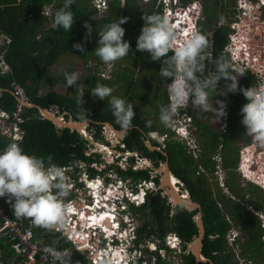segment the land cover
<instances>
[{
  "label": "trees",
  "instance_id": "16d2710c",
  "mask_svg": "<svg viewBox=\"0 0 264 264\" xmlns=\"http://www.w3.org/2000/svg\"><path fill=\"white\" fill-rule=\"evenodd\" d=\"M21 1L23 2L20 3V0H0V31L11 39V43L5 55V61L11 69V76L9 74L0 75V111L9 113L13 109L14 100L8 90L9 82L13 79L24 88L30 104L34 106L41 109L57 107L59 112L69 113L73 117H76L78 121L86 117L94 118L96 115L94 111L80 106L67 95H61L56 92L40 95L39 90L41 87L42 67L54 65L58 58L63 55L62 52L69 53V51L77 52L82 60L89 58L88 56L91 55L97 61L98 65H106L99 60L90 46L96 48L97 40L99 39L97 33H99L106 24L118 19L125 20V23H123L121 27L125 30L129 29L132 34V37L123 38L129 42V54L122 59L127 61L130 67L125 68L120 76L116 75V72H113V78L118 80L116 83L119 87L126 88V93L122 97L123 99H132L148 105L154 104L155 100L152 98L147 99L136 92L137 86L133 83V76L135 72L140 71L153 72L159 75L158 72L162 64L160 61H153L149 53L138 52L135 48L136 39L143 26L142 18L153 14L163 15L162 5H157L156 1H153L141 9L137 6L135 0H124L123 6L120 0H111L110 3H107L105 14L97 20L95 8L91 4L92 0H74L71 10L75 22L71 26L70 31L65 32L63 30L54 29L53 26L45 30L41 21L42 19L38 15V10L44 5L52 4L53 0ZM25 1H28V3L23 4ZM54 2V11L58 10L63 5V0H54ZM179 3L182 7H185L189 4V1L179 0ZM156 5L157 7H155ZM218 6L219 4L217 5L215 2L212 7L216 9ZM53 17L54 13L50 19L52 25ZM133 20L134 23L132 27H130L129 24ZM85 22L93 28L91 35L87 34V29L84 27ZM207 22L208 21L200 19L196 23L197 32L204 34L208 40L209 46L203 53L206 70L213 67L211 64L218 57L223 56L229 61L228 56L224 52V48L228 46V36L230 34L227 26H221L215 29L214 26L208 25ZM212 22L213 19H211V23ZM39 37L42 38L39 39ZM76 43L82 45L84 49L83 52L73 48V45ZM96 77L97 76L92 74L85 78L87 88L95 87L98 79V77ZM159 77L164 84L171 82L170 79L168 81L160 75ZM99 81L102 85H109L108 81ZM224 85V80H221L217 83V88L222 91ZM250 86L254 87L252 77H238V89L240 87L248 88ZM126 95L128 97H126ZM210 95L211 98H213L215 96L214 91H212ZM226 96L231 99L232 105L229 109L231 117L228 120V127L225 132L218 130V128L215 131H211V128L209 129L207 125H198V132L202 131V137L208 134V137H206L208 138V143L204 146L201 144L204 160L200 161L199 165L211 174L216 173V167L219 166L222 172L229 176L225 179V185L229 193L236 199H239L241 194L237 188L238 184L232 180V171L235 170L237 165L238 150L233 147L232 142L235 139H242V141L249 144L252 138L245 133V126L237 125L233 122V118L242 117L240 109L247 100L239 90H237L236 93H227ZM94 99L100 101L98 98ZM105 106L109 109L107 114L112 118L110 105L105 104ZM133 124L135 126L139 124L143 127L142 121L135 116L133 117L131 125ZM217 124L218 122L216 125ZM152 125L154 124L147 125L148 128L144 130V132L147 133L156 130V127ZM19 127L24 133L22 142L19 143V146L25 153L35 155L41 160L51 158L53 161L54 159H61L65 162L64 158L67 157L66 152L70 147L64 145V143L77 140V138H73V136L67 132H62V135L58 136L59 132L55 130V127L50 122L40 119L36 109L25 110L23 123L20 124ZM140 131L142 130L135 129L130 131L129 134L137 136L140 134ZM137 143L140 142L137 141ZM6 144L7 141L0 136V151L5 148ZM152 144L155 146L154 143ZM203 144H205V142H203ZM140 146L143 148L142 144H140ZM165 147L167 148L165 153L171 173L174 177L189 185L191 189L194 191L196 190L198 202L202 205V219L205 229V237L202 242L203 252H206L205 254L207 256L211 255V261L214 264H236L232 261V255L226 253L224 236L230 227L225 220L226 215L228 218L237 221L235 224L233 223V225L238 229L241 237L246 238L241 246V251L245 256H248V253H250L252 257H255L260 249V244H262L260 238L263 234L258 217L246 211L238 201L236 202L231 199L217 196V202H220L222 208L225 210V215H223L217 208L216 201L212 199L211 192L207 193V191L201 189L205 186V189L209 190L206 185V179L202 176L203 174H199L193 178L191 177L196 173L195 164L197 163H192L191 159L185 156L183 147L179 143L175 141L166 142ZM127 148L129 149L130 145L127 146ZM154 154L162 161L164 160L159 154ZM217 157L219 158V162H217ZM60 165H64V163ZM247 187L253 189L250 184H248ZM162 207L163 206L157 201L151 200L150 210L152 215H156L158 211H161ZM179 209L180 212H177ZM179 209L174 211L173 219L177 221V227L174 231L178 233L180 239L188 242L191 236L196 234L197 230L191 220L192 213H187L183 208ZM260 257H264V255L261 254Z\"/></svg>",
  "mask_w": 264,
  "mask_h": 264
},
{
  "label": "clouds",
  "instance_id": "9594fccd",
  "mask_svg": "<svg viewBox=\"0 0 264 264\" xmlns=\"http://www.w3.org/2000/svg\"><path fill=\"white\" fill-rule=\"evenodd\" d=\"M94 1L96 0H92L91 3L93 6ZM100 1L104 2V5L101 7V14L104 15L107 10V3H110L111 0ZM153 1H156L157 5H162V9L168 11L169 13H171V11L167 10L166 7L171 9L173 6L176 7L177 11H175L174 14L175 18L179 19L174 20L172 23L174 18L168 20L167 16L156 14L148 15L147 17L142 18L143 26L136 39L135 50L138 52H147L153 61H160L162 66L158 72L159 75L166 78L168 81L169 79L171 80V82L166 83V101L168 102V105L166 107H162L159 113L161 127L163 128L164 126H167L170 131L168 132V135L163 134V130L156 126V130L153 132H147L151 142L153 141L155 146L160 148L159 144L170 136L183 148L197 154V151L202 150V147L196 140L197 134L195 133V120L199 116L206 117V112L209 109L216 114L217 120L220 117L226 116V114H230L229 109L232 104H227L226 108L223 101H216V93L218 89L220 92L217 93V95H223L225 98L227 97V93H236L237 90H239V92L245 97L247 102L240 109L242 114L241 124L245 126V133L250 136L255 143L264 146V77L263 83L260 85L262 79H259L258 76L253 73V71L257 68L251 66L248 69L246 67H242L243 64H240V61L245 58V54L247 53L240 49L239 52L237 51V56L236 53L230 50V38L233 33L230 32L228 36V46L224 48V52L228 56L229 61L223 56L218 57L211 64L213 67L206 70L204 66L205 60L203 53L209 45L206 36L197 32L196 23L198 20L196 19L194 21V24L191 25L190 29L186 30L184 28L188 20V12L191 9L189 6L192 4V1L188 0L189 4L182 7L179 0H143V2H146L145 4H149ZM242 1L246 3L248 1L249 3H253L249 5L251 7L248 11L249 15L256 12L258 10L256 7L258 6L262 7L264 12V0ZM54 3L55 2L53 0L52 4L44 5L38 10V15L42 19L41 21L43 26L44 21H47L51 24L50 28L53 26L54 29L69 32L71 26L75 22V18L71 10L74 0H63L62 7L56 10L55 13L53 6ZM53 13L54 17L52 25L50 19L52 18ZM233 14V19H235V8ZM181 16H185L184 19ZM123 23H125L124 19H118L106 24L104 28L97 33L99 39L97 40V47L94 49V53L101 62L106 64L101 66L99 72L96 73L99 80L110 81L113 79V67L110 64L129 54V42L123 39L125 33V29L121 27ZM187 25L189 26L190 24L187 23ZM84 27L87 29V34L91 35L93 28L88 25L87 22H85ZM48 29L49 28L46 30ZM174 29L177 30V33ZM255 33L258 35V32ZM179 36L186 38L183 41L177 42ZM10 43L11 39L7 35L0 33V52L5 51L4 60ZM260 46L261 43L259 42V47ZM73 48L81 52L84 51L82 45L79 43L74 44ZM254 52L255 51L251 54L252 57ZM259 64L261 63L259 62ZM244 76H250L253 80L257 79V81H259V85L254 84V87H240L238 89V77ZM65 80L68 86L79 87V84H77L78 78L76 73L67 75ZM221 80H224L225 82L224 89L222 91L217 88V83ZM113 91V88L97 83L90 92L94 98H98L101 101H104V99L108 97V102L102 103L106 109V113L109 109L105 106V104L110 105L115 123L123 129H128L131 127L133 117L135 116V110L133 111V106L129 103L133 100L123 99V96L120 98L112 95ZM212 91H215L216 93L214 92L215 96L211 98L210 101V92ZM82 94L83 93H81V96ZM164 97V94H159L158 99L162 101ZM155 101H157V99H155ZM212 101H214L215 106L218 105L219 107L213 108ZM134 102L140 103V101L135 100ZM154 104L152 107L156 108V106L161 103L157 101L156 105ZM28 105H32L30 104L29 99L25 110L28 109ZM201 109L207 111L202 112ZM90 111L97 112L95 117H86L85 120L89 119L93 121L92 123H97L100 120V112H98L100 110ZM61 114L65 115V112L58 111V116ZM23 115L21 117L22 122L20 124L23 123ZM82 122H85V125L87 124V121L82 120L77 123ZM19 125L18 135L22 138L23 131L20 129ZM8 127L9 126L5 123V120L0 117V136L7 141L5 148L0 151V198H6V202H8L10 208L13 210L14 217L17 219L29 218L34 225L46 229L62 227L65 223L66 213L68 210V205L64 202V198L69 194L67 186L68 178L65 175L66 169L56 165L45 166V163H43L39 157L25 153L19 146L18 141L20 138L16 140V143L10 142L6 138L5 134H3V128L5 129ZM84 127L85 126H83V128ZM83 128H79L78 132L82 131ZM159 134L161 135L159 136ZM156 136H159V140ZM217 162H219L218 157ZM255 162L256 165H259L262 176L259 180H256L255 186L252 185L251 182L247 184H250L254 190L258 188L264 190V169L261 170V167L264 168V153L261 154L260 157H257ZM250 163L251 164L249 166L254 165L252 160ZM217 170L220 171L219 166L217 167ZM237 171H239L242 178H245V176L251 177L248 167L238 165ZM172 176L174 175L172 174ZM213 195L214 197H212V199L217 200L215 197L216 194L213 193ZM217 196L226 199L228 197L224 194L221 195L220 193H218ZM217 204L219 208L222 209L220 202H217ZM195 211L196 210L187 211V213H194ZM195 218L196 216H194L192 220L193 223ZM225 220L230 226L225 238L229 241L230 248L235 249L238 246L241 235L230 220L227 218H225ZM262 222L264 223V220H262ZM201 224H203V221H201ZM173 242L175 245H168L166 243L165 245L168 250L169 248L172 249V256L169 257V260L175 261L177 257L181 256L183 248L181 247L180 240L178 238H173ZM5 251L12 252L9 249V245H6ZM12 253V260H16L14 251Z\"/></svg>",
  "mask_w": 264,
  "mask_h": 264
},
{
  "label": "flooded vegetation",
  "instance_id": "af4514ba",
  "mask_svg": "<svg viewBox=\"0 0 264 264\" xmlns=\"http://www.w3.org/2000/svg\"><path fill=\"white\" fill-rule=\"evenodd\" d=\"M123 93H126L125 87ZM126 97L128 96L126 95ZM226 99L232 104L228 96ZM217 100L221 101L220 95L216 93ZM146 106L151 110L155 109L152 105L147 104ZM134 113L135 117L142 121L143 127L139 124L136 126L133 124L130 128L123 129L115 123L113 116L111 118L106 111H101L100 120L97 123L83 119L82 121H87V124L80 132L74 128H55L59 132L58 136H61L62 132H67L73 138H77V140L64 143L70 147L66 152L67 157L64 158L65 165L61 166L67 171L65 175L68 178L67 186L69 189V194L64 198V202L75 210H81L83 212L82 217L90 224H100L97 231V249H107L105 243L110 244L113 250L120 249L121 243L124 245L123 248L127 249L131 243L130 257L125 258L129 264H140V262L145 264H214L211 261V255L207 256L206 252H203L202 243L198 258L191 253V250L189 251L188 247L193 243V238L197 236V232L191 236L188 242L180 239L178 233H175L177 221L173 219L174 211L183 207L182 205H177L174 208L168 206L170 199L176 200L173 192L177 193L180 201L187 197L193 204L200 205L196 190L194 191L189 185L172 176L165 153L167 150L165 144L163 150L158 149L152 144L153 141L151 142L148 134L144 132L148 128L147 125L154 124L152 126L156 127L161 123L144 121L136 114V111ZM68 120L73 123L81 122L71 114L65 113L64 122L67 124ZM199 124L196 122L195 133L197 134V143L201 145V142L206 143L208 141L206 138L208 134L202 137V131L198 132ZM135 129L143 132L140 131L137 136L129 134ZM169 139L167 142H173ZM201 139L206 141H200ZM129 145L130 148L128 149L127 146ZM183 150L185 156L190 158L192 163H197L195 164L196 173L191 177L203 174L202 176L207 180L211 173L199 165L204 157L202 150L197 151V154L185 148ZM154 153L162 156L164 160L162 161ZM164 165H167L170 173L167 179V187H162L164 173L161 170ZM71 185L73 187H70ZM169 187L172 188V192H170ZM201 189L207 193L210 192L205 189V186ZM151 200H155L163 206L156 215L151 213ZM93 202L98 204V209H95L96 214H93L99 216L98 218H93V215L84 207H93ZM69 203L71 204L69 205ZM177 212H180V209ZM195 214L197 211L192 213L191 220ZM67 216L65 221H73L75 218L71 214ZM201 221H203L202 214ZM88 222L86 224H89ZM105 230H109L111 235H106ZM204 237L205 229L203 239ZM173 238H178L183 248L181 256L177 257L175 261L169 260V257L172 256V249L169 248L168 250L165 245V243L175 245ZM93 241L91 240V242Z\"/></svg>",
  "mask_w": 264,
  "mask_h": 264
},
{
  "label": "rangeland",
  "instance_id": "374dc122",
  "mask_svg": "<svg viewBox=\"0 0 264 264\" xmlns=\"http://www.w3.org/2000/svg\"><path fill=\"white\" fill-rule=\"evenodd\" d=\"M122 1L123 0H120L121 5L124 4L122 3ZM191 1H192V4L189 6L191 7V9L188 12L189 21L187 20V23H189L190 25L188 26L186 23L185 27L184 26L183 27L186 30L190 29L191 25L194 24V21L196 19L197 20L203 19L205 21H208L207 24L210 26H214L215 29L221 26H227L229 31L233 33L230 38V47H231L230 50L236 53L237 56H238V52L240 49H242L244 52L247 53L245 54V58L240 61L241 62L240 64H243L242 67H246L248 69L251 66L257 68L255 71H253V73L256 74L259 79H262V81L260 82V85H262L263 77H264V12H263V8L258 6L256 7V9H258L257 12H254L252 15H249L248 11L249 9H251L249 5L253 4V3H249V1L247 3L242 0H222V1L221 0L220 1L219 0H191ZM21 2L23 1L20 0V3ZM135 2L137 3V6L141 9L143 7H146L147 5L145 4L146 2H143V0H135ZM215 2L217 3V5L219 4V6L216 9H213L212 6H214ZM26 3H28V1H25L23 4H26ZM172 6H173V3H172ZM155 7H157V5ZM94 8L96 12V18L98 20L102 17L103 14H101V8H97L95 5H94ZM234 8H235V19H233ZM166 9L171 11V13L165 10L162 11L163 16H167L168 20L174 18L172 20V23H173L174 20L179 19V18H175L174 12L177 11L176 7L173 6L172 9L169 7H166ZM211 19H213L212 23H211ZM133 23H134V20L129 24L130 27H132ZM46 26L47 28H50L51 24L47 22ZM174 30L177 33V30L176 29ZM255 32H258V35H256ZM126 37H132V34L129 31V29L125 30L123 38H126ZM179 38L181 39V41H183L186 37L179 36ZM259 42L261 43L260 47H259ZM90 48L93 50L95 49L94 46H90ZM253 51L255 52L252 57L251 54ZM62 54L63 55L59 57V59L56 61V63L53 66L51 67L43 66L42 72L43 70L44 71L47 70L46 71L47 77H45L44 74H43V77H41L42 84L41 83L40 84H41L42 89L40 91V95H44L45 93H50V92H56L61 95H67L69 98H72L77 104H79L82 107H86L90 110H100L98 112L106 111L102 103L106 99L107 100L105 102H108L109 98L106 97L104 101H101V100L97 101L96 99H94V97L91 95V92H90L91 89H93L94 87L87 88L85 84V78L92 74L96 76V73L99 72L101 65H98L97 61L91 55L88 56L89 58L82 60V58L79 57V54H77V52L69 51V53L62 52ZM259 62L261 64H259ZM110 65H112L113 67V72H116V75L118 76H120L123 73V70L125 68L130 67V64L123 59L117 60L111 63ZM132 72H133V69H132ZM72 73L77 74V78H78L77 84H79V87L68 86L66 84L65 77L67 75H71ZM117 81L118 80L116 78L111 79L110 81H108L109 82L108 86L114 89L112 95H115L121 98L124 95V93H123V89L121 88L120 90V87L117 85L116 83ZM99 82L100 81L97 79L96 84ZM133 83L137 86L136 91L138 94H141L148 99L149 98L150 99L152 98L153 100L157 99V101L162 104V105L160 104L156 106L154 110H151L149 109V107L146 106V104H143L141 102L140 103L134 102L133 100L129 102L130 104H132L133 110H135L136 114L140 116L141 118H143L144 121L145 120L148 122L151 121L153 123L160 122L159 120L160 109L168 105V102L166 101L167 85L161 82L159 75L153 72H147V71L135 72L133 76ZM253 84L259 85V81H257V79H254ZM219 92L220 91L217 89V93ZM81 93H83L82 96H81ZM159 94H164L165 96L162 101L158 99ZM220 99L221 101L224 102V104L230 105V102H228V100L225 97H223V95H220ZM212 105H213V108H218V106L214 105V101H212ZM54 110L55 108L52 109V111ZM201 111L206 112L207 110L201 109ZM229 116H230L229 114H226V116L220 117L217 120L216 114L213 113L211 109H209L206 112V117L199 116L195 120V122H199L201 125L206 124L209 127V129L211 128V131H215L218 128V130L225 132V130L228 127V124H227L228 119L231 117ZM241 118H235V119L233 118V122H235L237 125H242L240 121ZM217 122L218 124L216 125ZM158 127L163 130V134L168 135V132L170 131V129L167 126H164L162 128L161 125L158 124ZM160 135L161 134H159V136ZM169 138H172V137L168 136L167 139L162 141L161 144H159L160 148L158 149L163 150L164 148L163 144H165V142ZM169 140L175 141V139L173 138ZM202 140L203 139H201L200 141ZM201 143L204 146L208 142H206L205 144H203V142ZM232 144H233V147L238 150L237 166L241 165L242 167H248V170L251 173L250 174L251 177L245 176V178H242L241 175L239 174V171H237L236 169L232 171V174L235 177L236 183L239 184L240 192L243 195L242 200H241V205L248 211H251L255 213L256 215H258V218H260L259 216H261L259 221H261V219L264 220V190H261L259 188L253 190L247 187L248 185L247 183H250V182L252 185L255 186L256 180H259L262 176V173L260 172V167L259 165L255 164L256 163L255 160L257 157H260L261 154L264 153V146H261L255 143L253 140L249 144H247V142L242 141V139H235L233 140ZM203 160H204V157H203ZM251 160L254 162V165L249 166L251 164L250 163ZM262 169L264 168L261 167V170ZM226 177H228V175H226V173L222 172V170L220 169V171L217 170L216 173H213L211 174V176H208V179L206 180L207 187L209 188L210 192H213L216 194L215 196L216 198H217L218 193H220L221 195L224 194L228 196L227 198L230 197V194L227 191L228 189L224 183L225 182L224 180ZM70 187H73V185H71ZM0 204H1V207L6 210V206L8 204V202H6V199H1ZM256 210H259V212L257 213ZM222 214L225 215L224 210ZM245 240H246L245 237L243 238L241 237L239 239V243H238L239 248L234 249L235 254H232L233 256L232 261H234L236 264H264V257H260L261 254L264 255V233L262 234L260 238V241L262 242V244H260V249L258 251V254H256L255 257H252L250 253H248V256H245L244 253L241 251L240 246H242L241 244H243ZM229 252L232 253L231 249L229 250Z\"/></svg>",
  "mask_w": 264,
  "mask_h": 264
},
{
  "label": "built area",
  "instance_id": "2783aa9c",
  "mask_svg": "<svg viewBox=\"0 0 264 264\" xmlns=\"http://www.w3.org/2000/svg\"><path fill=\"white\" fill-rule=\"evenodd\" d=\"M94 5L97 8H101L104 2L96 0L94 1ZM4 54L5 51L0 52V75L9 74L11 76V70L4 60ZM8 89L14 99V107L9 113L0 112V117L9 126L8 128H3V134H5L10 142L16 143V140L20 138V135H18V125L22 122L21 117L25 112L28 98L25 95L23 87L13 79L9 82ZM84 207L93 215L96 214L95 209H98V204L93 202V207ZM68 214L75 216L73 221L67 220L60 227V230H57L58 228L54 229V231H60V239L62 240L57 239L52 245H46L42 241L34 239L33 230L30 226L23 228L16 221L10 219L6 215V210L0 204V242L4 245H9V249L12 252L14 251L16 255V260L7 262L0 251V264H55L58 261L60 264H81L79 261L71 258L70 252H75L78 255L89 258H93L94 255H98V258L99 256L101 257L105 250L97 249L96 246L98 241L97 231L100 224H90L82 217L83 212L81 210H75L71 206H68L66 217H68ZM98 217L97 215H93V218ZM78 221L80 222L78 223ZM87 222L89 224H86ZM29 225L31 224L29 223ZM80 240H84L85 242L82 243ZM91 240L94 241L91 242ZM67 243H70L72 248L70 246L66 247V245H69Z\"/></svg>",
  "mask_w": 264,
  "mask_h": 264
},
{
  "label": "crops",
  "instance_id": "0c3cea01",
  "mask_svg": "<svg viewBox=\"0 0 264 264\" xmlns=\"http://www.w3.org/2000/svg\"><path fill=\"white\" fill-rule=\"evenodd\" d=\"M46 23H47V21H44V26H43V28L46 30L47 29V26H46ZM0 33L1 34H5V33H3L2 31H0ZM42 37H39V39H41ZM47 67H49V66H47ZM43 68V67H42ZM46 71L47 70H43V72H42V76L41 77H43V74H44V76L45 77H47L46 76ZM45 79V78H44ZM41 84H42V81L40 82ZM41 89H42V87H40V90H39V93H40V91H41ZM45 94H47V93H45ZM44 94V95H45ZM37 107V106H36ZM56 109L57 107H50L49 109H50V111L54 114L55 113V110L54 111H52V109ZM49 109H43V110H49ZM37 111V110H36ZM37 114H38V116L40 117V119H41V116L39 115V112L37 111ZM62 122H63V120H62ZM62 126V124H60L59 125V127H61ZM62 128V127H61ZM60 129V128H59ZM23 136H24V133H23V135H22V138H20L19 139V141H18V143H20V142H22V139H23ZM79 156H81V154H79ZM42 162L43 163H45V166H49V165H56V166H63V165H60L61 163H64V165H65V162H63L61 159L60 160H58V159H54V161L52 160V159H50V158H46V160H42ZM236 170H237V166H236V168H235ZM67 172V171H66ZM66 174V173H65ZM227 175V174H226ZM229 177V176H228ZM225 179H227V177L225 178ZM232 180L234 181V182H236L235 181V177H234V175L232 176ZM162 187H167L166 185L165 186H162ZM170 188V187H169ZM238 191H239V193L241 194V197L239 198V200L238 199H236L235 197H233L232 195H231V197L229 198V199H231L232 201H238V203L241 205V200H242V193L240 192V189H239V184H238ZM173 190H172V188H170V192H172ZM167 194L169 193V192H166ZM173 195L175 196V198H176V201L175 202H179V204H176V203H174L173 202V200L172 199H170V201H169V204H168V206H170V207H172V208H174V207H176L177 205H182V207H183V209H185V206H183V203L184 204H193V202L191 201V200H189L188 198H186L185 200H183V201H180L179 200V198H178V195H177V193L176 192H173ZM171 196V195H170ZM211 197H214V195H213V192H211ZM228 199V198H227ZM65 200V199H64ZM216 201V205H217V208L220 210V212L221 213H223V210H224V208H222V209H220L219 208V206H218V204H217V200H215ZM194 205V204H193ZM5 206V205H4ZM196 206V205H195ZM198 207L197 208H194V210H196L197 211V214H195V216L197 217V216H199V217H201V214L203 215V208H202V206H201V204L200 205H197ZM242 206V205H241ZM243 207V206H242ZM244 208V207H243ZM245 209V208H244ZM246 211H248L247 209H245ZM225 211V210H224ZM249 212H251V211H249ZM256 212L258 213L259 212V210H256ZM252 214H254V215H256L255 213H253V212H251ZM6 215L10 218V219H12V220H14V221H16L17 223H19L20 224V226L21 227H23V228H26V227H29L30 226V228L33 230V232H34V238H35V240H37V241H42L43 243H45L46 245H52L53 243H54V241H56L57 239H60V231H57V230H60V227L56 230V231H54V229H46V228H42V227H39V226H36V225H34L32 222H31V220L29 219V218H19V219H17V218H15L14 217V215H13V210L10 208V206H9V204H7V206H6ZM257 217H258V215H256ZM260 217V216H259ZM225 218H227V219H229L232 223H236L237 221L236 220H232L231 218H228L226 215H225ZM261 218V217H260ZM260 218H258V219H260ZM78 219H80L81 220V218H79L78 217ZM80 221H78V223H79ZM82 222V221H81ZM29 223L31 224V225H29ZM77 223V222H76ZM260 227H261V229H262V231H263V233H264V223L262 222V220L260 221ZM243 238V237H242ZM211 239V238H210ZM226 239V238H225ZM60 240H62V239H60ZM241 242V241H240ZM242 243V242H241ZM67 244H69V245H66V247H71L72 248V245L70 244V243H67ZM242 245V244H241ZM241 247V246H240ZM237 248H239V245L237 246ZM237 248H235V249H237ZM5 249H6V245L3 247V246H0V251L3 253V255H4V259L7 261V262H11V260H12V258H13V253L12 252H8V251H5ZM231 249V248H230ZM229 249V250H230ZM229 250H228V252L227 253H229L230 255H232V254H235V251H234V249H231V252L232 253H230L229 252ZM70 254L71 255H74V256H76V257H78V258H80V260L82 261V262H84V263H81V264H85L87 261H88V257L86 256V257H84V256H82V255H78V254H76L75 252H70ZM232 258H233V256H232ZM234 262V261H233Z\"/></svg>",
  "mask_w": 264,
  "mask_h": 264
},
{
  "label": "water",
  "instance_id": "95a60500",
  "mask_svg": "<svg viewBox=\"0 0 264 264\" xmlns=\"http://www.w3.org/2000/svg\"><path fill=\"white\" fill-rule=\"evenodd\" d=\"M36 109L38 112H39V115L41 116V119L42 120H45V121H48L50 122L55 128H64L66 127L67 129H79V128H83V126H85V122H82V123H73L71 122L70 120H68V123L66 124L65 122H62V120H64V114H61L58 116V111L57 109H55V113L53 114L50 109L49 110H43L39 107H36L34 105H28V109ZM62 124L61 127H59V125ZM151 149V147H150ZM164 173L167 174L169 173L168 172V169H167V165H164ZM163 181V180H162ZM162 186H165L164 183H162ZM176 204H179V202H174ZM196 204H184L183 203V206H185V210L187 211H193L194 208H197L198 206ZM194 224L196 225V228H197V237L195 238V242L191 248V253L198 258L199 256V251L201 249V243H202V240H203V236H204V227H203V224H201V217L197 216L195 219H194Z\"/></svg>",
  "mask_w": 264,
  "mask_h": 264
},
{
  "label": "bare ground",
  "instance_id": "6f19581e",
  "mask_svg": "<svg viewBox=\"0 0 264 264\" xmlns=\"http://www.w3.org/2000/svg\"><path fill=\"white\" fill-rule=\"evenodd\" d=\"M182 17V16H181ZM185 17V16H184ZM183 17V19H184ZM178 23V22H177ZM181 41V39L178 37L177 42ZM162 173H164V167L161 170ZM170 173L165 174L164 173V177H163V181L162 183H164L165 185L167 184V179L169 178ZM176 200H173V202H175ZM93 217V216H92ZM106 217V216H105ZM104 217V218H105ZM196 226V225H195ZM105 234L106 235H111V232H109V230H105ZM197 237V236H196ZM193 238V243L191 245H189L188 249L189 251L191 250L194 242H195V238ZM108 240V239H107ZM82 243L85 242L84 240H80ZM225 244H226V253L228 252V250L230 249V243L227 239H225ZM106 248L104 254L99 258L97 257L98 255H94V257L89 258L88 257V261L85 264H129L125 261V258H129L130 257V251L132 250V246L131 243L128 245L127 249H124V245L121 243L120 245V249H114L110 247V244L105 243ZM0 246H4V244L2 242H0ZM124 250H123V249ZM71 258L73 260H77L80 263H84L80 260V258L71 255ZM55 264H60V262H56ZM140 264H145L144 262H140Z\"/></svg>",
  "mask_w": 264,
  "mask_h": 264
}]
</instances>
